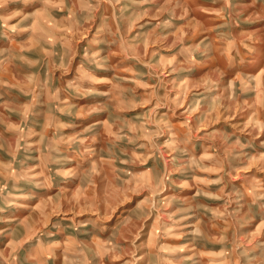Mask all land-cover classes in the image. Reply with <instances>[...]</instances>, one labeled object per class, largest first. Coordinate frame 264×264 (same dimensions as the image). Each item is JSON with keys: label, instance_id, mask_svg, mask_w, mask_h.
<instances>
[{"label": "rangeland", "instance_id": "1", "mask_svg": "<svg viewBox=\"0 0 264 264\" xmlns=\"http://www.w3.org/2000/svg\"><path fill=\"white\" fill-rule=\"evenodd\" d=\"M0 264H264V0H0Z\"/></svg>", "mask_w": 264, "mask_h": 264}]
</instances>
